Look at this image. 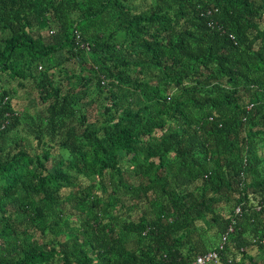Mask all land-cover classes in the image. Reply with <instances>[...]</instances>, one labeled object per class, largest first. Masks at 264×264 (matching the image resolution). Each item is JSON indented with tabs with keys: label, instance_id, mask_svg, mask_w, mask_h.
<instances>
[{
	"label": "trees",
	"instance_id": "trees-1",
	"mask_svg": "<svg viewBox=\"0 0 264 264\" xmlns=\"http://www.w3.org/2000/svg\"><path fill=\"white\" fill-rule=\"evenodd\" d=\"M230 225L219 264H264V0H0V264H190Z\"/></svg>",
	"mask_w": 264,
	"mask_h": 264
},
{
	"label": "built area",
	"instance_id": "built-area-1",
	"mask_svg": "<svg viewBox=\"0 0 264 264\" xmlns=\"http://www.w3.org/2000/svg\"><path fill=\"white\" fill-rule=\"evenodd\" d=\"M82 48L88 49V44H81ZM236 214L240 213V208H237L235 211ZM233 231L232 226L228 227L227 233L222 238V242L217 246V249L208 251L207 253L198 255L190 264H219L220 261V251L224 249V242L229 233Z\"/></svg>",
	"mask_w": 264,
	"mask_h": 264
},
{
	"label": "rangeland",
	"instance_id": "rangeland-1",
	"mask_svg": "<svg viewBox=\"0 0 264 264\" xmlns=\"http://www.w3.org/2000/svg\"><path fill=\"white\" fill-rule=\"evenodd\" d=\"M21 94V93H20ZM17 103L14 101L16 110L20 111L22 115L26 116V123L29 124V120L35 119L36 114L40 111V106L32 99V97L27 98L26 94H21L17 97Z\"/></svg>",
	"mask_w": 264,
	"mask_h": 264
}]
</instances>
